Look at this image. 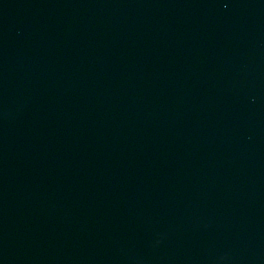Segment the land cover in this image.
Listing matches in <instances>:
<instances>
[{"label": "water", "instance_id": "95a60500", "mask_svg": "<svg viewBox=\"0 0 264 264\" xmlns=\"http://www.w3.org/2000/svg\"><path fill=\"white\" fill-rule=\"evenodd\" d=\"M89 264H264V0H91Z\"/></svg>", "mask_w": 264, "mask_h": 264}]
</instances>
